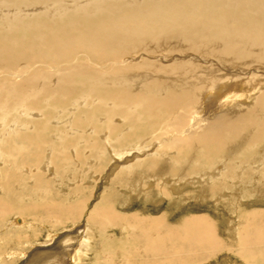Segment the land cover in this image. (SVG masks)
I'll return each instance as SVG.
<instances>
[{
	"label": "bare ground",
	"instance_id": "bare-ground-1",
	"mask_svg": "<svg viewBox=\"0 0 264 264\" xmlns=\"http://www.w3.org/2000/svg\"><path fill=\"white\" fill-rule=\"evenodd\" d=\"M196 152L222 163L189 180ZM107 155L117 158L112 173L134 180L117 203L124 211L98 201L78 228L85 199L54 205L48 186L70 197ZM186 182L234 210L222 230L228 241L204 213L172 221L125 211L164 187L181 197ZM263 187L264 0H0V191L47 197L19 208L66 228L56 233L60 246L39 245L27 263L40 253L44 264H81L90 249V264H117L109 226L131 230L121 264H207L233 251L264 262V210L240 209L264 199ZM4 199L0 219L11 226Z\"/></svg>",
	"mask_w": 264,
	"mask_h": 264
},
{
	"label": "rangeland",
	"instance_id": "rangeland-1",
	"mask_svg": "<svg viewBox=\"0 0 264 264\" xmlns=\"http://www.w3.org/2000/svg\"><path fill=\"white\" fill-rule=\"evenodd\" d=\"M147 141L144 142V144H143L144 147L148 146ZM150 142H151V140H150ZM145 144H146V146H145ZM150 146L152 147V145H150ZM139 150H140V148H139ZM131 152L135 156H137L139 154V151L136 150V149H133V148L131 149ZM131 152H129L130 155L128 154V151L124 154V156L125 155L127 156L126 160L130 159ZM142 152L145 153L143 150H140V153H142ZM196 155H197V157H195V160H196V165H198V166L190 167L189 171L187 172L188 175L185 176L189 180H191L192 177H193L191 175H193L194 173L198 174L199 171L202 170V168L205 171L207 169L216 168V166H214L215 164L219 165V163H222L220 161H222L223 157L216 156V159H214V161H213V158L215 156L208 157L207 155L205 156V155H202V153H198V152H196ZM105 159L102 160L103 162L100 161L94 167L93 174H94L95 180H92V183L91 182L89 183V181L86 180L84 182V184L83 183L81 184V187L79 186L80 190L78 192L71 193L72 195L70 197L66 196L67 194H65V191H62V190L59 191L57 188H53L52 187L53 186L52 182H51L52 185H50V187L48 186V188H50V190H51V194H50L51 198L49 197V199H51L50 201H52L53 202L52 204H54V205H56V204L57 205L58 204L59 205L71 204V203H74L76 200H79L80 197L85 199V203H84L85 205L83 204L84 205L83 206V212H82V215H81L82 217L79 216L77 218V222H76V227H78V228H79V226H83L84 227L86 225V221H87L86 218H88L89 212L98 203V201H99V203L102 206H103V204H107L109 206H113L117 210L121 209L122 207H120L117 203L118 202L121 203V204L124 203V200H125L124 191L127 190V188L124 185H126L127 183H130L131 181H134L132 176L130 177L128 174L125 175V171H124V173L122 172V174L120 173L121 175L120 174H118V175L116 174L117 176H120V178H119L121 180L120 182L117 183V178H116V181H114V178L116 177L114 172H117V171L116 170L114 171L113 169H110V168L113 167L112 166L113 163H116L115 160L117 158L114 155H111V156L107 155L105 157ZM179 159H180V161H178V162L180 163L181 159L184 160V157H180ZM81 160L83 161V159H81ZM185 162H186V158H185L184 162L183 161L181 162V164H184ZM212 162H214L215 164L212 163ZM208 163L209 164L211 163V164L209 165ZM204 165H206V166H204ZM208 166H211L212 168L211 167L209 168ZM198 167H199V169H198ZM179 170H180L179 168H178V170L174 169V171L172 172V174H173L172 178L173 177L176 178V177L180 176ZM112 171H114V172L112 173ZM101 173H103V174H101ZM109 173H111V175H114V178H113V176H110ZM75 174H76V172L73 173V175H75ZM176 174L179 175V176H177ZM248 176L254 177V173L251 171L250 173H248ZM77 178L78 177L76 175L74 177L76 184H77ZM176 179H179V178H176ZM70 181H71L72 185L75 184L73 182L74 181L73 179L70 180ZM113 182H115V185L113 184ZM194 183H195V181H194ZM194 183L192 182L189 185L187 184V182L185 183V186H187L186 187V191L187 192L185 191L183 193V196H181V197H188L189 199L188 198H181L179 196L177 197V195H180V194L176 195V192H171L170 188L164 187V191L166 193L155 192V193L159 194V196L157 194L154 195L153 200H151L152 196H151V198L149 200L144 199L143 195H141L139 197H137V196L133 197L131 199V200L134 199L133 202L130 200L131 203H130V205H128L130 207H126L125 211L128 212V213H133V212L142 210L143 213H150V214H153V215L163 214L164 213V214L168 215L171 218L172 221H175V220L177 221L179 217L189 215L190 212H192V213L193 212L194 213H202V214L204 213V215H207L209 217L210 221L215 223L217 228L219 230H221L220 231V236L226 239L227 235H226L225 232L222 231L224 226H225L224 225L225 224V217L226 216L234 217L233 216V215H235V213L233 212L234 210L225 209V211L222 212L224 208L218 209L217 206L213 205L212 202H211V201H213V199L209 198L208 200L210 202H207L208 200H204L202 198V196H200V195L204 194L205 192L201 194L200 191L197 190L196 187L193 185ZM86 184H88V185H86ZM117 185H119V186L117 187ZM142 185L145 186L144 190H146V189L147 190L150 189L152 191L154 190V187H153L154 185L150 186V185H147L145 183L142 184ZM16 188L20 192V189H18L20 187L16 186ZM161 189L162 188H159V190H161ZM191 190H192V192H191ZM162 191H163V189H162ZM9 192L10 191L3 192V190H1L0 191V194H1L0 197H2L3 199L5 198L4 200H6V199L8 200L9 197L11 199L12 196H10V195H12V193H9ZM198 192H199V194H198ZM160 194H161V196H160ZM173 196H174V198H173ZM199 196L201 197V199L198 198ZM102 197L107 198V200L104 203L101 200ZM105 198H104V200H105ZM16 199L18 200V197L17 198L14 197V199L12 198L10 201L8 200L9 202H11V204H13V207H12L13 210L16 207L19 208L20 206H24L25 207V206H27L29 204L32 205V203L33 204L34 203H38V204L40 203V204L44 205V204L48 203V201H49V199L47 197H44V199L42 198V199L38 200L37 197L34 198V196H31V195L29 196V194H28V196L26 194L25 198H23L24 200L23 199L20 200V198H19L18 201H20V204H17L18 201ZM198 200H200V201H198ZM246 200L251 202L249 199H246ZM246 200L243 202L242 206H240V209H242V210L245 209V210H248V211L256 210V209L257 210H264V199H260L259 200V198H258L255 201H252L253 204H251L252 202L249 203ZM21 201H22L23 204L21 203ZM181 201H182L183 204L181 203ZM206 202L208 204H206ZM185 203H189V204H185ZM15 204L18 205V206H16ZM117 205L119 207H117ZM17 208L14 211L11 210V212H9L4 217V220H5V218H7V221L8 220H14V224L13 225H11V226L6 225L3 222V220L0 219V264H25L29 260L28 259V254H30L32 252V250H33L32 253H34L36 251H39L38 248H37L39 245L40 246H42V245H51L52 246V245H56L57 244V245L60 246L61 245V241L63 240L62 237L60 239L57 238L59 241L57 240V242L54 244L55 237L58 235V233L62 234V231H64L66 229L65 227L59 226L58 225L59 223L58 224L56 223V225H54L55 227H53V225L50 222H47V223L46 222H42V220H41L42 216H40V218L39 217H34L33 214L29 215L28 214L29 212L26 213L25 211L23 213L21 208H19V209H17ZM19 210H21V211H19ZM17 211H19V212L17 213ZM121 211H124V209L122 208ZM173 213H174V215H173ZM232 213H233V215H232ZM13 217H15V218H13ZM16 218H17V220H16ZM62 219H63V217H62ZM65 220L69 221L68 219H65ZM241 221L244 222V220H242V219H241ZM18 222L19 223L21 222V223L19 224ZM15 223L19 224V225H16ZM238 223H241L239 219H238ZM57 225L59 227H56ZM69 225H72V223H69ZM259 225H263V224L261 223ZM27 227H29V228H27ZM109 227L107 228L106 233H104L105 237H104V235H101L99 233V231H98V234H97V237H96L95 240L98 239L99 234L101 235L100 236L101 238L102 237L110 238V244H111L110 246L111 247H115L116 252H117L116 253L117 256H115L114 260L116 261L117 264H119V263L121 264V261H120L121 258L119 259V257H121L120 252H122L121 246H122V243L124 244V246H125V244H127V243H124L125 241H122V239L125 238L127 240L129 238V236H130L131 230L128 229V230L122 231L121 228H123V226H114L116 229L113 226H109ZM84 229H85V227H84ZM255 229L256 228H254V230ZM122 232L124 234H122ZM56 233H57V235H56ZM80 234L82 235V233H79L78 238L80 237ZM50 236H52V237H50ZM84 236H85V233L83 232V235L81 237L82 238L88 237V235L85 236V237ZM114 236H116V238ZM81 237H80V239H81ZM118 239H121V240L119 241ZM118 243H120V245ZM129 245H130L129 247L132 248L131 250L133 251V249L135 248V246H134L135 244L132 242V243H129ZM126 246L128 247V245H126ZM86 251L88 252V254L85 257H88V258L87 259L86 258L82 259V261H81L82 263L81 264H90V260H91L90 257L94 256V253H91L90 249H87ZM25 253H27L26 254L27 256L23 257ZM38 254H40V253H38ZM231 254H232V256L227 254L226 257H225V255L220 254L222 256L219 255L217 260L215 258H212V260L209 263H207V264H236V263L237 264H259V263L260 264H264L263 260H260L258 262V260L256 258L253 259L252 257H248L247 254H244V256H243L244 258L241 257V256L239 257V255L236 253V251H233ZM37 255L33 256L27 264H44V263H42L43 261L39 262V260H41L40 257H43V256H40V255L37 256ZM245 257H248L250 259L249 262H248V260ZM137 258L138 257H136V259ZM137 262H139V259H137ZM186 262L187 261L185 260L184 263L186 264Z\"/></svg>",
	"mask_w": 264,
	"mask_h": 264
}]
</instances>
